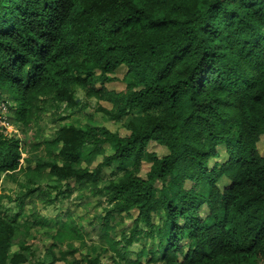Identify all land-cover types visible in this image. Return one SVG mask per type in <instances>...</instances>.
Returning <instances> with one entry per match:
<instances>
[{"label": "trees", "instance_id": "obj_1", "mask_svg": "<svg viewBox=\"0 0 264 264\" xmlns=\"http://www.w3.org/2000/svg\"><path fill=\"white\" fill-rule=\"evenodd\" d=\"M122 67L125 89L107 91ZM93 98L127 134L81 117ZM52 100L76 121L36 145L1 125L0 177L34 149L28 165L65 179L62 197L91 190L111 208L52 231L41 262L30 221L20 233L0 216V264H264V0H0V116L37 129Z\"/></svg>", "mask_w": 264, "mask_h": 264}, {"label": "rangeland", "instance_id": "obj_2", "mask_svg": "<svg viewBox=\"0 0 264 264\" xmlns=\"http://www.w3.org/2000/svg\"><path fill=\"white\" fill-rule=\"evenodd\" d=\"M126 72V68L122 67L116 72V80L114 83H106L104 86L107 91L115 90L117 92L125 89V84L123 82V76ZM97 88H100L99 83L96 84ZM84 98V97H83ZM92 104L90 108H85L82 110V116H91L94 123H99L104 127L108 128L113 133H119L120 135L127 134L126 126L122 122L111 119L107 114L102 111L95 113V107L98 105L104 108L110 109L112 104L105 100H97L96 98L91 99ZM59 101L52 100L49 104L50 111L44 112L43 116L39 120L37 129L27 130V126L20 125L17 126L15 123H9L8 129L10 130V135H23L25 139H31L32 144L36 145L40 143L43 139H50L56 135V130L60 129L65 124L76 121L77 115L70 114V110L60 111L57 114H52V112H57V105ZM2 106V105H1ZM5 111V109H4ZM9 117V116H8ZM86 120H83V124ZM6 123V115L0 116V125ZM22 129H25L28 134L24 136ZM42 147V146H41ZM259 151L264 155V136L258 144ZM149 152H154L158 156L162 157L166 155L167 150L165 147L151 142L148 147ZM35 153L34 149L24 148L21 152L20 167L22 169L9 174L10 172H4L0 177V216H7L9 220L14 222L16 229L21 233L22 228L27 225L26 219L30 221L28 228V236L26 238V246H29V251L25 252L30 256L32 253H36L37 262H41L42 257L48 255L51 252L49 249L52 246V238L49 234L53 231L56 234L60 227L73 226L77 224L80 228L84 225L89 227H96L100 224V220L106 215L107 211L111 206L108 202H105L104 197L101 194H95L88 190L85 192V196L79 189L73 190L71 193H67L62 197L63 189L66 186L58 187L57 183H65V179L57 181L56 176L47 177L46 170L43 172H36V164L28 165L27 160L33 157ZM114 150L111 149L108 144L106 148V154H113ZM89 165L85 161L81 163L83 168L88 166L90 171L95 170L99 167V163L103 161L102 155L95 156ZM150 165L144 162L141 166V176H145L146 172L149 170ZM112 167H106L101 172L100 180H98L97 185L103 187L104 182L111 178ZM36 177V179L34 178ZM45 176V177H44ZM41 177H44L41 181ZM34 179V180H31ZM36 181V182H34ZM225 182V180H223ZM71 184H74L71 181ZM74 185H70L73 187ZM63 188V189H62ZM103 198V199H102ZM36 203V204H34ZM23 205V206H21ZM112 205V204H111ZM26 208V212L23 210ZM129 222V221H128ZM95 232L93 233V237ZM90 244V241H87ZM74 246H81V251L76 252L74 257L81 259L83 255L87 254V248L83 247L79 241H75ZM106 245V244H105ZM107 246V245H106ZM12 249L14 252H18L20 245L15 242L12 243ZM67 249V247H64ZM54 256L52 259L59 258L58 253L53 248ZM132 259L136 257L132 256ZM140 262H145L146 258L139 259ZM106 262V259H104ZM55 264H64L63 261H58ZM109 264V262L107 263Z\"/></svg>", "mask_w": 264, "mask_h": 264}, {"label": "clouds", "instance_id": "obj_3", "mask_svg": "<svg viewBox=\"0 0 264 264\" xmlns=\"http://www.w3.org/2000/svg\"><path fill=\"white\" fill-rule=\"evenodd\" d=\"M3 108L5 109L4 107V103L2 104ZM2 125H7L8 126V123L6 122L5 124H2ZM1 126V125H0Z\"/></svg>", "mask_w": 264, "mask_h": 264}]
</instances>
